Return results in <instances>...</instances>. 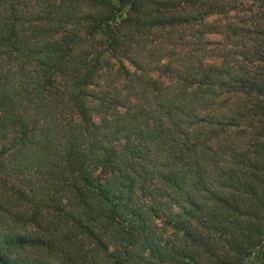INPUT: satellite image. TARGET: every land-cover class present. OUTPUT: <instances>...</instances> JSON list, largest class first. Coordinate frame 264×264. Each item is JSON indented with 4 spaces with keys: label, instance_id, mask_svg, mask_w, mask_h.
Returning a JSON list of instances; mask_svg holds the SVG:
<instances>
[{
    "label": "trees",
    "instance_id": "obj_1",
    "mask_svg": "<svg viewBox=\"0 0 264 264\" xmlns=\"http://www.w3.org/2000/svg\"><path fill=\"white\" fill-rule=\"evenodd\" d=\"M0 264H264V0H0Z\"/></svg>",
    "mask_w": 264,
    "mask_h": 264
}]
</instances>
